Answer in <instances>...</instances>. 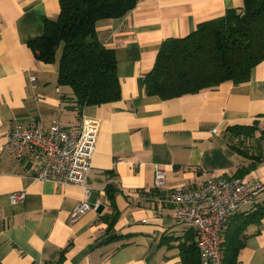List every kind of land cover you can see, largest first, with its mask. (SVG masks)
<instances>
[{
    "label": "crops",
    "instance_id": "obj_1",
    "mask_svg": "<svg viewBox=\"0 0 264 264\" xmlns=\"http://www.w3.org/2000/svg\"><path fill=\"white\" fill-rule=\"evenodd\" d=\"M241 6L242 0H137L126 15L98 22V39L114 50L120 97L79 113L67 99L71 90L58 83L59 51L46 63L29 46L45 21L57 18L59 0H0V264H182L178 245L196 236L174 222L171 191L236 175L264 185V159L233 150L226 135L229 126L264 127V61L246 82L167 100L144 87L165 39L185 37ZM84 116L100 121L86 178L87 200L97 208L70 222L82 189L35 180L32 156L16 159L2 148L18 122L44 130L56 121L73 130ZM248 141L243 148L254 153ZM260 141L255 148L264 152ZM156 168L164 173L161 188ZM17 191L25 197L12 204ZM244 237L238 264H264V216L246 225Z\"/></svg>",
    "mask_w": 264,
    "mask_h": 264
},
{
    "label": "trees",
    "instance_id": "obj_2",
    "mask_svg": "<svg viewBox=\"0 0 264 264\" xmlns=\"http://www.w3.org/2000/svg\"><path fill=\"white\" fill-rule=\"evenodd\" d=\"M136 3L137 0H59L57 18L46 20L43 34L29 42L35 57L46 63L54 62L59 51L58 83L71 90L72 96L67 99L79 113L85 106L109 103L120 97L114 50L100 42L96 26L100 21L126 15ZM262 61L264 0H242L241 7L198 24L187 36L165 39L144 78L145 93L167 100L216 89L224 82L240 84L250 80ZM226 135L233 150L254 161L264 159V152L257 147L251 154L243 148L247 140L264 136L258 122L229 126ZM236 214L221 232L224 264H238L244 229L264 216V203L255 204L253 210L240 213L233 220ZM178 247L182 264H202L196 242H184Z\"/></svg>",
    "mask_w": 264,
    "mask_h": 264
},
{
    "label": "built area",
    "instance_id": "obj_3",
    "mask_svg": "<svg viewBox=\"0 0 264 264\" xmlns=\"http://www.w3.org/2000/svg\"><path fill=\"white\" fill-rule=\"evenodd\" d=\"M99 130L100 121L85 116L73 130L56 121L44 130L38 129L35 122H18L7 133L2 149L16 159L32 156L36 160L35 180L71 184L82 189L83 198L69 214V221L73 222L88 210L97 208L87 200L90 190L86 178ZM163 182L164 173L156 168L155 187L161 188ZM262 191L264 185L260 182L249 183L239 176L220 177L208 180L196 189H175L169 193L167 201L173 206L174 222L194 231L202 261L224 264L222 230L243 206L254 205ZM24 197V191L9 196L12 204Z\"/></svg>",
    "mask_w": 264,
    "mask_h": 264
},
{
    "label": "rangeland",
    "instance_id": "obj_4",
    "mask_svg": "<svg viewBox=\"0 0 264 264\" xmlns=\"http://www.w3.org/2000/svg\"><path fill=\"white\" fill-rule=\"evenodd\" d=\"M260 128H261V129H264V127H259V129H260ZM261 129H260V130H261ZM259 135H260V133H259V131H257L256 134H255V136H258V137H259ZM258 137H257V138H258ZM257 138H252V139H250V140L248 141V146H249L250 148H252V150L255 149V146L259 143L260 140L264 139V136H262L260 140H257ZM257 142H258V143H257ZM262 143H264V140L260 141V144H262Z\"/></svg>",
    "mask_w": 264,
    "mask_h": 264
}]
</instances>
